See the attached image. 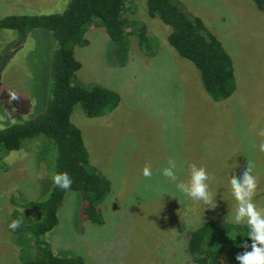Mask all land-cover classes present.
Instances as JSON below:
<instances>
[{"label":"rangeland","instance_id":"obj_1","mask_svg":"<svg viewBox=\"0 0 264 264\" xmlns=\"http://www.w3.org/2000/svg\"><path fill=\"white\" fill-rule=\"evenodd\" d=\"M66 1L0 0V17L53 14ZM178 1L231 56L236 90L225 101H213L194 65L168 44V28L148 17L143 0H124L122 16L141 24L155 39L152 56L143 53L138 37L129 32V56L119 66L103 29L95 21L89 24L82 36L87 44L74 48L81 65L75 81L108 88L120 103L97 118L85 117L77 106L66 119L80 131L89 164L109 181L110 191L101 207L100 226L77 216L76 194L65 196L57 225L44 236L55 255L80 257L83 264H194L187 253L191 232L206 220L229 219L236 205L230 178H241L248 161L259 180L254 202L264 209V152L259 150L264 143L259 135L264 130V13L250 0ZM12 36L0 31V48ZM54 49L47 32L30 31L0 74V94L13 92L35 114L42 112L51 97ZM28 92L31 97H26ZM3 122L0 114V128ZM46 142L25 141L0 162V264L29 254L21 248L24 236L15 239L18 247L10 242L6 221L23 213L34 218L16 203L41 199L50 191L48 170L55 153ZM169 158L177 164L178 181L190 179L192 164L206 168L215 208L191 200L162 175ZM146 164L151 165L150 178L143 175Z\"/></svg>","mask_w":264,"mask_h":264},{"label":"trees","instance_id":"obj_2","mask_svg":"<svg viewBox=\"0 0 264 264\" xmlns=\"http://www.w3.org/2000/svg\"><path fill=\"white\" fill-rule=\"evenodd\" d=\"M250 1L257 11L264 13V0ZM143 2L148 17L168 28V44L197 69L209 97L215 102L229 99L236 90L235 74L231 56L222 43L198 17L182 11L178 0ZM124 6V0H67L57 13L0 17V31H10L13 35L3 43L5 47L0 48V74L30 31L47 32L55 44L50 60L51 97L42 112L35 114L31 105H24L22 98L13 92L3 90L0 94L3 106L0 114L5 118L0 128V162L4 155L19 150L23 142L36 138H44L55 153L53 167L48 170L51 188L46 197L16 203L17 208L31 213L34 218L23 213V223L12 231L9 228L12 220L7 217L10 242L18 247L15 239L24 236L25 245L21 248L29 253L21 261L9 264H83L80 257L55 255L44 240L47 232L57 225L58 212L68 193L76 194L80 219L97 226L104 223L101 207L110 191L109 181L89 164L80 131L66 118L77 106L85 117L97 118L115 110L120 103L119 95L108 88L100 85L84 87L75 81V73L81 65L74 56V48L87 44L82 36L89 24L95 21L103 29L113 44L114 59L121 67L129 56V32L138 37L139 47L145 55L155 54V39L146 35L141 24L122 16ZM26 97H31L30 92ZM13 119L15 121L9 122ZM64 172L72 178L70 190L53 183V176ZM248 231L246 224L206 220L191 232L187 253L194 264H239L236 256L251 251ZM245 243L247 249L242 246Z\"/></svg>","mask_w":264,"mask_h":264},{"label":"clouds","instance_id":"obj_3","mask_svg":"<svg viewBox=\"0 0 264 264\" xmlns=\"http://www.w3.org/2000/svg\"><path fill=\"white\" fill-rule=\"evenodd\" d=\"M259 135L264 136V130L260 131ZM259 150L264 152V143L259 145ZM253 168V163L248 161L247 168L241 178H237L235 175L230 178L231 191L236 205L228 222L237 225L246 224L249 229L247 237L252 240L251 251H245L236 256L239 264H264V209L258 208L254 202L259 180L252 174ZM176 169L175 160L169 158L168 166L162 170V175L174 182L176 189L191 200L201 201L210 208L216 207L214 196L209 188L211 177L205 167L192 164L190 166V179L186 182L178 181ZM143 175L146 178L152 176L150 164H146L143 168ZM52 179L55 186L64 190L71 189L73 181L68 173H57ZM23 220V216L14 219L9 228L15 231L23 223ZM242 246L245 249L248 248L246 243Z\"/></svg>","mask_w":264,"mask_h":264}]
</instances>
